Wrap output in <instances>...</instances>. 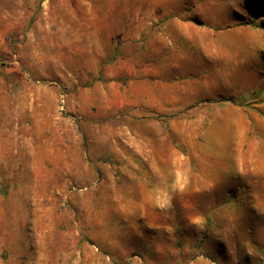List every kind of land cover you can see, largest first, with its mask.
Here are the masks:
<instances>
[{
	"label": "rangeland",
	"instance_id": "1",
	"mask_svg": "<svg viewBox=\"0 0 264 264\" xmlns=\"http://www.w3.org/2000/svg\"><path fill=\"white\" fill-rule=\"evenodd\" d=\"M264 0H0V264H264Z\"/></svg>",
	"mask_w": 264,
	"mask_h": 264
},
{
	"label": "trees",
	"instance_id": "2",
	"mask_svg": "<svg viewBox=\"0 0 264 264\" xmlns=\"http://www.w3.org/2000/svg\"><path fill=\"white\" fill-rule=\"evenodd\" d=\"M260 27H263V28H264V23H261V24H260Z\"/></svg>",
	"mask_w": 264,
	"mask_h": 264
}]
</instances>
